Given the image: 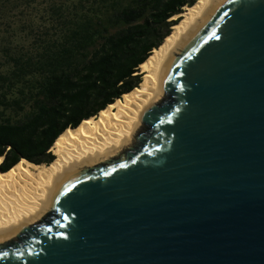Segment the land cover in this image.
Returning <instances> with one entry per match:
<instances>
[{"label": "water", "instance_id": "1", "mask_svg": "<svg viewBox=\"0 0 264 264\" xmlns=\"http://www.w3.org/2000/svg\"><path fill=\"white\" fill-rule=\"evenodd\" d=\"M0 264H264V0H219L123 148L1 236Z\"/></svg>", "mask_w": 264, "mask_h": 264}, {"label": "trees", "instance_id": "2", "mask_svg": "<svg viewBox=\"0 0 264 264\" xmlns=\"http://www.w3.org/2000/svg\"><path fill=\"white\" fill-rule=\"evenodd\" d=\"M196 0H58L30 50L0 61V171L48 165L55 139L137 87L139 65ZM29 3V1H26ZM20 4V0H0Z\"/></svg>", "mask_w": 264, "mask_h": 264}, {"label": "bare ground", "instance_id": "3", "mask_svg": "<svg viewBox=\"0 0 264 264\" xmlns=\"http://www.w3.org/2000/svg\"><path fill=\"white\" fill-rule=\"evenodd\" d=\"M219 0H196L184 6L170 33L138 69L137 87L121 95L96 116L65 129L49 151L54 159L48 165H31L24 159L5 172L0 171V237L11 232L43 210L55 186L66 176L99 163L120 151L136 126L143 107L159 92L161 74L182 45L205 22ZM2 157H0L1 163Z\"/></svg>", "mask_w": 264, "mask_h": 264}, {"label": "rangeland", "instance_id": "4", "mask_svg": "<svg viewBox=\"0 0 264 264\" xmlns=\"http://www.w3.org/2000/svg\"><path fill=\"white\" fill-rule=\"evenodd\" d=\"M26 1L20 0L15 5L6 3L0 9V61L7 51L31 49L33 40L41 34L42 25L51 22L50 7L58 0Z\"/></svg>", "mask_w": 264, "mask_h": 264}]
</instances>
